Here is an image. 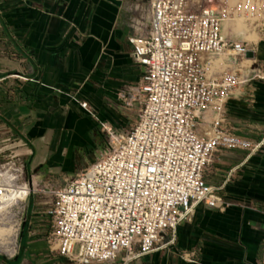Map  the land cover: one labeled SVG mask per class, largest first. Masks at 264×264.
<instances>
[{
  "label": "built area",
  "instance_id": "1",
  "mask_svg": "<svg viewBox=\"0 0 264 264\" xmlns=\"http://www.w3.org/2000/svg\"><path fill=\"white\" fill-rule=\"evenodd\" d=\"M146 21L141 34L127 38L141 75L116 92L122 107L136 110L126 129L97 119L86 101L71 96L105 136L90 165L63 186L38 188L32 176L22 179L24 155L0 164L3 203L25 190L12 209L33 194L52 197L48 249L72 264H131L173 247L178 226L199 206L227 207L220 188L205 180L215 154L251 155L264 146V136L254 140L229 126L226 104L252 80H264V67L250 43L223 34L218 9L209 0H149ZM259 33L264 37V16Z\"/></svg>",
  "mask_w": 264,
  "mask_h": 264
},
{
  "label": "crops",
  "instance_id": "2",
  "mask_svg": "<svg viewBox=\"0 0 264 264\" xmlns=\"http://www.w3.org/2000/svg\"><path fill=\"white\" fill-rule=\"evenodd\" d=\"M148 2L0 0V144L11 139L10 154L25 156L22 179L63 186L105 147L96 119L71 96L118 130L135 119V108L122 107L116 92L141 75L127 38L144 31L139 20L146 25ZM251 48L264 67V37ZM226 110L234 132L261 139L264 80L241 87ZM208 168L205 180L220 188L225 210L199 206L192 221L178 226L173 247L131 264H261L264 146L251 155L221 151ZM31 196L25 207L37 230L23 225L17 253L0 254V264H72L49 252V216L34 212ZM182 252L196 262L182 260Z\"/></svg>",
  "mask_w": 264,
  "mask_h": 264
},
{
  "label": "rangeland",
  "instance_id": "3",
  "mask_svg": "<svg viewBox=\"0 0 264 264\" xmlns=\"http://www.w3.org/2000/svg\"><path fill=\"white\" fill-rule=\"evenodd\" d=\"M210 5L217 8L223 15V33L228 37H235L237 40L246 41L254 47L260 40L259 20L263 18V0H209ZM144 18H146V13ZM145 20L140 19L141 28L144 30ZM11 140V139H10ZM6 140L4 144H0V164L4 163L11 151L16 148L10 146L12 142ZM205 175H211L209 168L206 169ZM53 179L52 181H55ZM48 181L51 186L58 187L56 183ZM56 184V185H55ZM44 182H41L38 188H42ZM51 196L42 192L33 194L30 202L33 205L34 212H46L51 201ZM19 204V203H16ZM31 205V206H32ZM17 205L16 209L6 207L0 210V214L11 213V217H0V254L8 257L14 256L19 247L20 232L23 230V225L33 232L37 227L30 226V212L26 211L25 205ZM45 229L48 231L51 228L50 218L45 222ZM117 261V260H116Z\"/></svg>",
  "mask_w": 264,
  "mask_h": 264
},
{
  "label": "bare ground",
  "instance_id": "4",
  "mask_svg": "<svg viewBox=\"0 0 264 264\" xmlns=\"http://www.w3.org/2000/svg\"><path fill=\"white\" fill-rule=\"evenodd\" d=\"M263 2H264V0H263ZM222 29H223V26H222ZM4 167L6 168L7 166H4ZM24 191H25L24 189H22L20 192L18 191V189L16 191H14V193H13L14 200L13 201L11 200L10 202H7V203H3L4 202L3 201V193L0 192V210L6 208L7 207L6 205H8V207H10V206H13L16 203H18V198L23 199V192Z\"/></svg>",
  "mask_w": 264,
  "mask_h": 264
},
{
  "label": "water",
  "instance_id": "5",
  "mask_svg": "<svg viewBox=\"0 0 264 264\" xmlns=\"http://www.w3.org/2000/svg\"><path fill=\"white\" fill-rule=\"evenodd\" d=\"M247 56H248V57H252V53H248Z\"/></svg>",
  "mask_w": 264,
  "mask_h": 264
}]
</instances>
